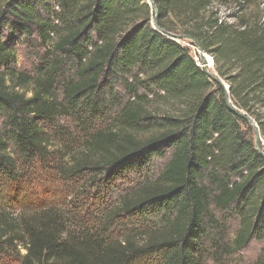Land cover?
Returning <instances> with one entry per match:
<instances>
[{
	"label": "trees",
	"instance_id": "trees-1",
	"mask_svg": "<svg viewBox=\"0 0 264 264\" xmlns=\"http://www.w3.org/2000/svg\"><path fill=\"white\" fill-rule=\"evenodd\" d=\"M153 2L0 3V264L220 263L252 239L264 264V152L227 101L264 151V24L221 18L230 0ZM165 32L195 38L217 79ZM51 170L113 205L90 220L80 203L27 200ZM216 211L239 220L231 242Z\"/></svg>",
	"mask_w": 264,
	"mask_h": 264
},
{
	"label": "rangeland",
	"instance_id": "rangeland-1",
	"mask_svg": "<svg viewBox=\"0 0 264 264\" xmlns=\"http://www.w3.org/2000/svg\"><path fill=\"white\" fill-rule=\"evenodd\" d=\"M2 0H0V3ZM214 10L219 11V15L223 19H229L228 17L232 16V14H235L236 17L244 18L250 22H257V23H263L264 24V0H230L228 5L224 4H214L213 5ZM232 20H229L230 22H236L235 16L231 18ZM185 45L189 46L192 49V53L195 56L196 60L200 65L201 63V56H200V50L197 45L191 44L189 41H182ZM27 48V47H26ZM26 48H19L18 52L16 53L17 57V68L23 72L26 73H32L36 65L38 64V59L32 57V53L29 51V47ZM44 50V48H43ZM207 60L211 64L212 61L209 59L210 55L206 53ZM210 71L215 75L213 71V64L209 66ZM66 122V121H65ZM68 122V121H67ZM2 123V118L0 117V125ZM76 141L80 144L81 135L75 136ZM65 156L63 155V158H58L57 160H53L49 163V166L54 161H58L63 159V161L68 159V153L64 152ZM55 163V162H54ZM159 165L162 166L161 161H156L155 165H153L152 170H155ZM47 170L50 169V167L46 168ZM97 174V172L93 173L92 175ZM130 180L127 181H118L115 180V185L113 187L116 188H124L127 186H130L132 182H134L137 178L134 177L133 179L129 178ZM40 182L33 187V197H31V194L27 196V200H32L34 202L43 201L46 202L49 205H54L56 209H60L62 211H72L71 208V201L73 204L80 203L79 205H82L83 208L80 209V212L85 213V215L90 214V220H95V218H100V210L107 206L110 207V205H113L114 200L111 201L107 199H103L102 201L97 200L96 204L88 205L90 198L94 194L95 190L97 191V187L94 186V184L87 182H82L81 180L78 182H71V181H62L56 175L54 174V171H48L43 174L42 178L39 180ZM86 183V184H85ZM85 185V186H84ZM79 194V196H74ZM109 198H115L118 196V192H110ZM72 204V205H73ZM107 209V208H106ZM216 215L219 218V220L222 222L223 228L226 231L228 242L235 237L237 234V231L239 230V220L235 217H233V214L231 213H223L220 211H216ZM66 218L68 219L69 225L72 224V216H69ZM74 220V219H73ZM92 223H89L91 225ZM115 229V228H114ZM120 227H117L115 230V234H118L121 232ZM262 247V243L258 242L256 239L250 240V242L241 250L229 254V255H223L221 258V262L218 263V261L214 259H209L207 261V264H253L256 260L257 256L260 253ZM8 264H15V260L13 261H7Z\"/></svg>",
	"mask_w": 264,
	"mask_h": 264
},
{
	"label": "water",
	"instance_id": "water-1",
	"mask_svg": "<svg viewBox=\"0 0 264 264\" xmlns=\"http://www.w3.org/2000/svg\"><path fill=\"white\" fill-rule=\"evenodd\" d=\"M148 3L151 5V7L153 8V10L155 12H157V7L155 5V3L153 2V0H147ZM153 24L155 26H158L157 25V21L155 18H153ZM166 35L176 39V40H184V39H190L192 40L199 48L200 50V56H201V63L203 66V68H205V70L214 78V79H217L216 76L210 71L209 69V61L207 60V57H206V52L204 51L203 47L201 46V44L193 37H190L188 35H182V34H173V33H170V32H165ZM213 61V60H212ZM213 68H214V61H213ZM227 101H228V104L229 106L238 114L240 115L241 117L245 118L247 121H249V123H251V125L254 127L255 129V139H256V146H257V149H259L261 152H264L263 149H262V144H263V138H262V135H261V132L259 130V127L256 123V121L250 117L245 111L243 110H240L238 108H236L232 103H231V99L229 97V94L227 96Z\"/></svg>",
	"mask_w": 264,
	"mask_h": 264
},
{
	"label": "built area",
	"instance_id": "built-area-1",
	"mask_svg": "<svg viewBox=\"0 0 264 264\" xmlns=\"http://www.w3.org/2000/svg\"><path fill=\"white\" fill-rule=\"evenodd\" d=\"M209 59H210V60H213V58H212L211 56L209 57ZM212 62H213V61H212Z\"/></svg>",
	"mask_w": 264,
	"mask_h": 264
},
{
	"label": "bare ground",
	"instance_id": "bare-ground-1",
	"mask_svg": "<svg viewBox=\"0 0 264 264\" xmlns=\"http://www.w3.org/2000/svg\"><path fill=\"white\" fill-rule=\"evenodd\" d=\"M211 61H212V60H211ZM211 64H213V62H212ZM211 64H209V66H210Z\"/></svg>",
	"mask_w": 264,
	"mask_h": 264
}]
</instances>
